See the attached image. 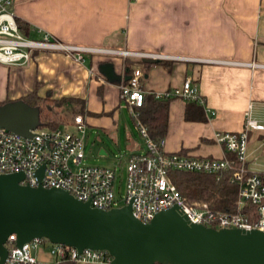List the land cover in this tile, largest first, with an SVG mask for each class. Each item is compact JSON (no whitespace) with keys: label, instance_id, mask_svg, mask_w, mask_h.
<instances>
[{"label":"crops","instance_id":"1","mask_svg":"<svg viewBox=\"0 0 264 264\" xmlns=\"http://www.w3.org/2000/svg\"><path fill=\"white\" fill-rule=\"evenodd\" d=\"M12 10L31 37L48 32L64 43L171 56L87 52L88 57L76 61L62 50H42L22 65L0 61V102L16 98L24 103L32 114L29 123L37 124V107L49 102L47 96L78 97L87 127L114 129L123 100L119 83L138 67L145 94L179 87L190 78L204 99L192 104L170 98L163 137L167 151L229 156L213 133L239 131L247 112L262 127L247 129L245 165L264 172V0H13ZM222 59L248 64L216 61ZM104 61L113 64L117 79L99 71ZM136 151H142V145L128 152ZM40 252L50 255L45 247L35 255ZM38 258L43 263L55 259Z\"/></svg>","mask_w":264,"mask_h":264},{"label":"built area","instance_id":"2","mask_svg":"<svg viewBox=\"0 0 264 264\" xmlns=\"http://www.w3.org/2000/svg\"><path fill=\"white\" fill-rule=\"evenodd\" d=\"M13 0H0V61L10 65L27 63L34 51L62 50L76 61L83 60V52L106 54H136L150 58L171 57L161 52L131 51L59 41L44 32L31 37L19 30L12 10ZM220 63L248 64L243 61L216 60ZM141 69L134 67L126 80L119 83V96L129 111L140 106L145 95L139 85ZM155 98L178 96L187 101L203 103L197 86L186 78L179 87L151 93ZM71 125L72 129L66 128ZM145 148L130 152L125 162V193L123 204L130 203L134 217L148 221L157 211L177 206L193 223L212 227L257 228L264 231V172L248 170L245 165L247 129L262 124L248 116L239 131H215L213 139L229 153L222 157L200 156L167 151L163 138L153 140L146 127L136 120ZM86 122L80 113L74 114L62 126H35L24 135L0 124V173L22 172V184L58 187L92 207L109 209L119 206L113 192L115 170L109 166L84 163L83 137ZM202 172L218 178L230 171V181L236 184L234 209H218L208 201L187 202L171 179L172 171ZM7 253L2 264H43L35 251L45 247L55 260L68 255L75 262L111 264V255L103 249L83 248L52 243L45 238H31L20 246L15 235L9 234L4 243Z\"/></svg>","mask_w":264,"mask_h":264},{"label":"water","instance_id":"3","mask_svg":"<svg viewBox=\"0 0 264 264\" xmlns=\"http://www.w3.org/2000/svg\"><path fill=\"white\" fill-rule=\"evenodd\" d=\"M99 71L109 80L118 78L110 62L100 63ZM12 117L22 128L1 116L0 124L24 135L37 126ZM22 179V172L0 173V264L11 233L18 246L38 237L77 250L103 249L111 264H264L263 230L193 223L175 205L144 222L132 215L129 202L100 209L64 189Z\"/></svg>","mask_w":264,"mask_h":264},{"label":"rangeland","instance_id":"4","mask_svg":"<svg viewBox=\"0 0 264 264\" xmlns=\"http://www.w3.org/2000/svg\"><path fill=\"white\" fill-rule=\"evenodd\" d=\"M84 59L89 53L83 52ZM75 104V103H74ZM57 103H51L49 110L44 108L41 119L45 122L55 124L59 121H69L74 114H85L84 109L80 110V104L74 106L69 105L67 108L57 109ZM55 107V108H54ZM71 107V108H70ZM0 109L5 110L9 114L1 113L4 120L8 124L15 121V127L22 128L20 121L13 120V116L22 117V120H31L32 114L29 108L16 98L4 99L0 102ZM116 126L114 129L103 127L101 124L88 126L83 137L84 143V163L109 166L114 168L115 177L113 181V192L118 205L123 204V195L125 193V162L129 154V150L137 145L145 148L144 138L138 132L135 118L129 111L123 100H120L117 111ZM49 125V124H48ZM63 124H59L62 126ZM47 127V125H41ZM66 128L72 129V126L66 125ZM137 144V145H136ZM103 151V153H100ZM140 152V151H139ZM38 257H50L42 252L38 253Z\"/></svg>","mask_w":264,"mask_h":264},{"label":"trees","instance_id":"5","mask_svg":"<svg viewBox=\"0 0 264 264\" xmlns=\"http://www.w3.org/2000/svg\"><path fill=\"white\" fill-rule=\"evenodd\" d=\"M17 25L21 32L28 34L27 27L18 19ZM129 67L128 63H125ZM34 92L28 94L31 96ZM171 97L167 98H155L152 94H145L143 102L140 106L134 108L135 114L132 116L136 120H139L147 130L148 135L153 140H159L163 138L167 130L168 119V103ZM49 102L44 103V106L37 107V126L47 125V127L58 126L59 124L67 123V121H59L55 124H47V121L41 119V115L44 108L49 110L51 103H57L62 105L65 102L71 103V106L80 104V110H83V101L78 97H60L58 99H50L48 96L45 98ZM195 103V101H188ZM75 103V104H74ZM71 108V107H70ZM230 171L222 172L218 178H215L211 174L202 172L191 171H177L174 170L171 173V179L176 184V187L180 190L181 194L185 197L187 202L194 200L208 201L209 204L218 209L233 208L236 199V184L230 181ZM43 264H75V261L71 260L68 255L61 257L58 260L46 262ZM158 264V263H155Z\"/></svg>","mask_w":264,"mask_h":264},{"label":"flooded vegetation","instance_id":"6","mask_svg":"<svg viewBox=\"0 0 264 264\" xmlns=\"http://www.w3.org/2000/svg\"><path fill=\"white\" fill-rule=\"evenodd\" d=\"M0 116H1V118H3V119H4V116H3L2 114H0ZM12 125H13V126L15 125V121H14V122H12Z\"/></svg>","mask_w":264,"mask_h":264}]
</instances>
